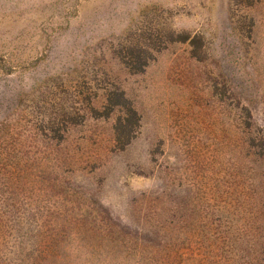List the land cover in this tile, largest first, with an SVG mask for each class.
<instances>
[{"label":"rangeland","instance_id":"obj_1","mask_svg":"<svg viewBox=\"0 0 264 264\" xmlns=\"http://www.w3.org/2000/svg\"><path fill=\"white\" fill-rule=\"evenodd\" d=\"M0 264H264V0H0Z\"/></svg>","mask_w":264,"mask_h":264},{"label":"trees","instance_id":"obj_2","mask_svg":"<svg viewBox=\"0 0 264 264\" xmlns=\"http://www.w3.org/2000/svg\"><path fill=\"white\" fill-rule=\"evenodd\" d=\"M133 62H128L133 71H142L147 65V59L136 54ZM124 96V97H123ZM116 107L121 109L122 114L118 117L116 123V145L119 149H124L131 143L139 127L140 116L137 111L129 104L123 93H120L116 99L107 98L104 115L111 113ZM99 113V112H98Z\"/></svg>","mask_w":264,"mask_h":264}]
</instances>
